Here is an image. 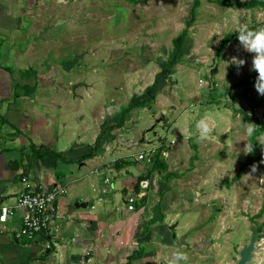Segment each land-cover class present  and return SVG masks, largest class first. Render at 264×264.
Segmentation results:
<instances>
[{
  "label": "rangeland",
  "instance_id": "obj_1",
  "mask_svg": "<svg viewBox=\"0 0 264 264\" xmlns=\"http://www.w3.org/2000/svg\"><path fill=\"white\" fill-rule=\"evenodd\" d=\"M200 1L180 50L173 41L191 18L193 0H44L53 7L51 18L45 19L43 11L34 23L38 30L48 24L52 28L44 27L28 38L21 23L18 29L24 37L15 44L23 51L35 42L42 51L37 70L62 82L67 89L59 97L70 103L93 95L106 105H114L110 98L131 100L133 111L120 130L114 129L120 151L104 154L102 163L123 156L128 171L137 174L148 170L147 176L152 171L158 180L155 191L152 186L146 189L144 202H137L138 208L142 205L141 212L145 209L139 213L140 224H147V219L151 224L168 226L177 222L190 264H236L239 250L252 233L251 225L258 229L264 222V211L256 216L264 207V132L256 137L260 149L253 154L252 163H246L243 152L249 143L245 126L264 118V96L255 84L235 86L250 74L257 79L258 74L251 70L254 54L238 40L229 42L220 53L218 46L225 34L239 33L242 26L251 30L264 27V6H244L248 0H228L230 6L218 5L215 0ZM60 5L65 7L57 9ZM3 36L1 55L6 54L0 64L16 78L30 72L24 56L14 60L9 35ZM232 56L246 63L238 69L228 63ZM73 85L78 86L73 89ZM244 91L251 101L240 95ZM152 95L150 105L136 107V102ZM157 99L162 104L154 106ZM58 113L54 136L61 132ZM244 113L253 117L247 120ZM206 114L213 121L215 140L197 143L195 125ZM85 118L89 123L87 144L91 143L94 124L92 116ZM74 127L66 124L67 129ZM154 152L159 154L157 162L150 158ZM139 153L145 159L137 160ZM91 173L100 186L90 191L97 200L102 197V187H112L116 173L103 167ZM104 177L109 180L105 186L100 182ZM112 195L110 222L118 224L125 219L122 212L126 204L117 187ZM165 211L177 213L173 222L167 220ZM191 238L194 240L185 244ZM252 255L251 264H264V237H257Z\"/></svg>",
  "mask_w": 264,
  "mask_h": 264
},
{
  "label": "crops",
  "instance_id": "obj_2",
  "mask_svg": "<svg viewBox=\"0 0 264 264\" xmlns=\"http://www.w3.org/2000/svg\"><path fill=\"white\" fill-rule=\"evenodd\" d=\"M63 7L60 5L57 9ZM52 8L44 0H0V39H4L5 34L9 35L14 60H20L19 55L24 56L25 66L30 70L28 72L26 69L23 76L16 78L9 68L0 64V206L12 210L5 221H0V264H166L167 259L174 258L177 250L175 242L181 236L176 230L177 222L174 229H169L172 224H151L148 219L143 226L140 215L145 209L141 212L142 205L138 208L137 203L134 211L123 209L125 219L120 223L110 222L113 213L109 196H113L116 187L121 190L122 200L126 204V194L142 190L139 185L136 189L138 178L150 180L148 188L152 186L154 191L158 185L152 171L148 176L145 174L148 170H140L137 174H134L135 170L128 171V161L123 156L102 163L104 154L120 151L113 134L123 125L113 126L125 110V121L128 119L133 110L127 108L133 102L130 104L131 100L127 102L125 98L120 101L110 98L114 105H106L105 101L99 102L97 96L93 95L80 98L77 104L70 103L59 97L63 89H67L65 85L52 80V74L44 76L37 70L38 54L42 51L35 42L29 43L23 51L16 48L15 40L24 37L18 29L21 23L26 26L28 38L32 33L41 32L44 27L52 28L48 21V26H42L40 30L34 23L38 22L37 17L43 11L44 18H51ZM1 46L0 41V58L6 54L1 55ZM5 60L10 58L6 57ZM121 86L124 88L123 84ZM160 101L155 100L154 106L161 105ZM58 111L61 132L54 136V126L58 124L55 113ZM89 116H92L90 120L94 127L89 139L91 143L86 144L89 123L85 117ZM67 123L75 127L67 129ZM156 146L155 149L159 147ZM54 153H59V156L54 158ZM41 154L43 156L40 157ZM86 167L91 169L85 171ZM102 167L106 172L115 171L116 177L113 178L112 187H105L108 189L106 193L102 192V187V197L94 200L95 195L90 191H97L100 186L91 172ZM23 176L46 191L55 186L66 189L55 201L56 217L48 230L32 239L15 237L21 226L22 211L16 208V200L23 189ZM106 178L100 179L101 184L104 185L102 180ZM145 190H142L145 195L141 202L147 197ZM176 216L177 213L171 215L169 211L166 218L173 222ZM173 233L175 237H172ZM190 240L194 238L186 240L185 244ZM46 243H49V248H45ZM149 246L154 248L150 250ZM184 246L181 258L183 264H187ZM167 250H171V253Z\"/></svg>",
  "mask_w": 264,
  "mask_h": 264
},
{
  "label": "built area",
  "instance_id": "obj_3",
  "mask_svg": "<svg viewBox=\"0 0 264 264\" xmlns=\"http://www.w3.org/2000/svg\"><path fill=\"white\" fill-rule=\"evenodd\" d=\"M264 121V118H259ZM137 160L145 159L143 153H139L136 157ZM23 189L19 193L16 200V208L21 209V226L16 232L17 238L32 239L43 231H47L52 220L56 217L55 201L57 197L66 192L63 186H55L49 191L43 190L41 185L30 181L27 177L21 178ZM104 185L109 183V180H102ZM150 180L143 179L138 182L140 189L145 190L150 185ZM136 193H128L125 195L126 208L129 211H134L137 201H141L145 195L144 191ZM106 193V188L102 189ZM11 209L6 206H0V221H5L11 214ZM57 230V229H55ZM49 243L45 244V248H49Z\"/></svg>",
  "mask_w": 264,
  "mask_h": 264
},
{
  "label": "clouds",
  "instance_id": "obj_4",
  "mask_svg": "<svg viewBox=\"0 0 264 264\" xmlns=\"http://www.w3.org/2000/svg\"><path fill=\"white\" fill-rule=\"evenodd\" d=\"M238 41L248 53L254 54L251 70L258 74L255 88L260 95L264 96V27L255 30H251L247 26L240 27ZM228 63L235 65L239 69L246 62L236 56H232ZM195 127L197 143L206 141L211 142L215 140L214 124L207 114L196 122ZM254 128V124L246 125V134H251L254 131ZM252 151L253 147L249 143L243 149L245 154H249ZM252 171H256V165L252 166Z\"/></svg>",
  "mask_w": 264,
  "mask_h": 264
},
{
  "label": "trees",
  "instance_id": "obj_5",
  "mask_svg": "<svg viewBox=\"0 0 264 264\" xmlns=\"http://www.w3.org/2000/svg\"><path fill=\"white\" fill-rule=\"evenodd\" d=\"M128 1H134V0H128ZM214 2L217 3L218 5H221V6H230V5H232V2L231 1H228V0H215ZM200 4H201V1L200 0H193L192 5H191V8H190L191 18H190L189 21L186 22L185 29L182 32H180V34L178 36V40H174L173 41V43H174V45H175V47H176L177 50H180L181 44L184 41V38L186 37V34H187V30L186 29H187V27H189V26L192 25V22H193V20L196 17V13H197L196 10L200 6ZM243 5L244 6H247L249 8L256 7V6H264V0H248L245 3H243ZM237 35H238V33H228V34H225L223 36V38H222L219 46H218V53H220L223 50V48L229 42L237 41L238 40V36ZM173 63H174V59L173 60H170V62H168L169 65H172ZM38 77H40V76H38ZM255 82H256V80L254 79L253 74H250L249 76H247V77L243 78L242 80H240L237 84H235V86L236 87H239V86L245 85L246 87H250L251 85L255 84ZM33 90H34V88H33ZM240 95L245 96L250 101L252 100V98H249V97L246 96L245 91L242 92V94H240ZM153 98H154L153 95L152 96H147L145 98H142L140 101L136 102V104H137L136 107H145L146 104H149L150 101H153ZM255 105H257V104H255ZM132 107H134V106H128L127 110H130ZM125 111H123L121 113L120 118H119V121L113 127H121L123 125V123L125 121ZM244 116H245V118L247 120H250L251 117H253L251 115L248 116V114H245V113H244ZM253 124L255 125L254 131L251 134H249V144L252 145L253 151L251 153L247 154L246 163H252L253 162V160H254L253 154L258 149H260V144L257 142L256 137L258 135H260L262 132H264V121L259 120V119H255L254 122H253ZM158 153H160V151ZM53 155H54V158H55V157H58L59 156V153H54ZM158 155L159 154H157L156 152H154L153 155L150 156V158L152 160L155 159V162H157L156 161V158L158 157ZM41 156H43V154H41L40 157ZM44 156H45V154H44ZM141 179H142V177L141 178H138V180L136 182V189H138V182ZM263 209H264V207H262L261 210H260V212L256 214L257 217H259L261 215V213L264 211ZM263 226H264V222H263L262 225H259L258 226V229H261ZM262 237H264V234H263Z\"/></svg>",
  "mask_w": 264,
  "mask_h": 264
},
{
  "label": "water",
  "instance_id": "obj_6",
  "mask_svg": "<svg viewBox=\"0 0 264 264\" xmlns=\"http://www.w3.org/2000/svg\"><path fill=\"white\" fill-rule=\"evenodd\" d=\"M73 89H74V86H73ZM77 205H78V203H76L75 206H77ZM81 206H83V205H81ZM175 226H176V223L172 224L169 229H174ZM251 230H252V233L250 235L248 242L246 244H244L241 247V249L239 250L238 260H237L236 264H251V262H252V259H253L252 254H253V251L255 249L256 239L258 236H263L264 226L260 230H258L256 225L252 224ZM172 237H175V233L172 234ZM182 244H183L182 241L176 240L175 247L177 250L174 253V258L167 259L166 264H183V260L181 258Z\"/></svg>",
  "mask_w": 264,
  "mask_h": 264
}]
</instances>
